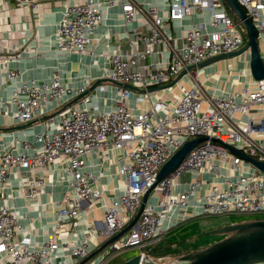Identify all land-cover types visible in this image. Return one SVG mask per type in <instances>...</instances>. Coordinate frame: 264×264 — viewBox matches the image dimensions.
<instances>
[{
	"label": "built area",
	"instance_id": "2783aa9c",
	"mask_svg": "<svg viewBox=\"0 0 264 264\" xmlns=\"http://www.w3.org/2000/svg\"><path fill=\"white\" fill-rule=\"evenodd\" d=\"M238 1L256 27L264 58V0ZM116 5L122 8L120 25L128 29L137 21L136 31L126 34L127 50L120 45L112 51L107 43L109 66L99 81L88 76L84 84L72 85L56 72L49 82L24 81L12 90L9 103L16 106L13 117L21 131L28 123L44 122L54 101L62 111L47 120L51 130L24 132L21 150L15 136L11 145L0 143V264H79L96 239L103 244L130 224L148 191L135 223L86 264H107L128 249L160 242L186 216L199 189L206 188L201 199L208 215L264 213V169L232 149L264 163V79L253 76L242 89L216 95L198 67L188 69L241 48L243 22L225 0H65L57 53L92 54L91 46L101 40L99 27ZM185 20L186 29L174 34L171 27ZM17 51L0 53L8 79L19 75L8 67L19 58ZM105 82L116 85L111 97L104 96ZM96 83L95 98L89 91ZM104 99L110 102L102 105ZM29 135L38 143L33 152ZM203 136L159 180L163 165L187 141ZM103 163L106 173L115 169L122 177L115 187L120 194L107 195L99 184L105 173L95 168ZM184 173L191 179L180 191ZM45 194L49 203L40 198ZM18 196L24 205L14 202ZM48 204L54 223L38 241L30 233L33 221L28 225L25 219L36 222L32 209ZM98 205L103 215L89 217Z\"/></svg>",
	"mask_w": 264,
	"mask_h": 264
},
{
	"label": "crops",
	"instance_id": "0c3cea01",
	"mask_svg": "<svg viewBox=\"0 0 264 264\" xmlns=\"http://www.w3.org/2000/svg\"><path fill=\"white\" fill-rule=\"evenodd\" d=\"M64 1L0 0V53L18 50L17 55L19 57L11 60L8 64L9 68L19 72L15 79H8L6 68L0 64V143L4 145H11L15 136L16 139H19L18 147L21 150V141L26 138L24 132L32 133L51 130L52 126L47 123V120L53 116L58 117L62 111L60 103L54 101L47 108L48 110L43 118L44 122L37 120L28 123L22 127L24 131H21V127L15 123L13 117V111L16 106L11 102L9 103L12 90L16 85H20L24 81L31 82L33 80L38 84H43L51 81L56 72L59 73L64 83L72 85L84 84L88 76L99 81L105 73V68L109 66V60L105 56L107 43L112 51L119 49L120 45L125 46L127 50L128 40L126 41L125 39L126 34L133 35L136 31L137 21L131 23L128 29L120 25L122 8L120 5H116L110 9L104 23L99 27L98 37L101 40L99 42L95 41L91 46V49H93L92 54H59L57 53L56 35ZM195 20H199V17H196ZM189 22L185 20L182 26H172V32L181 35ZM199 69L200 79L205 82L210 92L216 95L229 90H240L253 80L250 68V54L246 52L239 56L219 60ZM183 81L187 82L185 79ZM107 84H109V87L104 92V96L111 97L116 93V85L109 82ZM187 84L189 85L190 82H187ZM89 92L95 98L100 93L96 86ZM26 98V95L23 94L22 99ZM105 100H101L100 103L106 105L110 102L108 99ZM27 138L32 142L33 147L30 148V152H33V148L37 147L38 143L32 135L27 136ZM96 159L101 161L98 157ZM105 167L106 163H103V167L95 168L96 171H104L105 173L102 179L99 180V184L105 186L107 195L115 196L120 194V191L115 189V187L121 182L122 177L114 174L115 169H113L111 174L109 172L106 173ZM190 179V174H183L180 179L181 185L178 187L180 191L187 188L186 183ZM63 190V187H61L56 197L59 198ZM205 192L206 188L198 190L197 197L191 201L186 216L177 219L175 225L166 232L161 242V246L167 247L171 252L166 257H172L175 260L183 254L199 249L200 247H197L196 244L191 247L185 246V243L203 234H212L207 231L223 226V224H219V219L216 221L209 219L212 215H208L203 211L201 197ZM40 198L42 201H48L49 203L47 194L41 195ZM156 200L157 198L154 195L149 197L151 202ZM14 202L18 205L25 204V200L21 196L14 199ZM51 212V204H48L47 207L38 205L37 209L33 208L31 211V217H37L35 219L36 222L32 219H25V223L28 225L31 224L30 221L34 223L31 226L30 233L35 240L42 241L51 231L54 223ZM88 214L89 217L94 215L100 218L103 215L101 206L98 205L89 210ZM44 227L49 228L44 229ZM102 242L103 238L96 239L93 243L94 250L98 249ZM208 245L209 243L203 247ZM189 247L191 248L189 249ZM124 261H126L125 258Z\"/></svg>",
	"mask_w": 264,
	"mask_h": 264
},
{
	"label": "water",
	"instance_id": "95a60500",
	"mask_svg": "<svg viewBox=\"0 0 264 264\" xmlns=\"http://www.w3.org/2000/svg\"><path fill=\"white\" fill-rule=\"evenodd\" d=\"M229 6L231 13L240 21L243 22L247 40L245 44L230 53L220 54L200 62L198 65H191L188 69L215 63L230 57L239 56L245 52L250 53V68L253 76L256 79H264V58L260 51V42L257 39V30L253 22L246 14L244 8L238 0H225ZM187 69L183 70L178 77L186 73ZM98 83V82H97ZM96 83V84H97ZM94 84L92 88L96 86ZM77 100V99H75ZM207 137H200L187 141L161 168L158 174L159 180L167 177L184 159L189 151L200 141ZM235 152L241 154L245 158L250 159L253 163L264 169V163L247 157L241 151L232 148ZM150 191L143 197V205L138 211L135 218L122 231L107 239L98 249L94 250L89 256L83 259L79 264L88 263L93 257L99 254L111 242L126 232L140 216L145 202L148 199ZM208 233H229L225 238L204 248H199L183 254L170 262H161L153 259L150 255H137L129 258L122 264H264V219H255L242 222H236L224 225L222 227L207 231Z\"/></svg>",
	"mask_w": 264,
	"mask_h": 264
},
{
	"label": "rangeland",
	"instance_id": "374dc122",
	"mask_svg": "<svg viewBox=\"0 0 264 264\" xmlns=\"http://www.w3.org/2000/svg\"><path fill=\"white\" fill-rule=\"evenodd\" d=\"M231 15L234 16L232 13H231ZM241 29H242V31L244 33V36H245V39H246L247 38V33L245 31L244 25L241 26ZM209 219H212V220H215V221L219 219V224H223V226H224V225L231 224V223H236V222L255 220V219H264V213H261V214H235V213H231V214H226L224 216L223 215L222 216H213L212 215L211 217H209ZM217 228H219V227H217ZM228 235H229V233L203 234V235H201L200 237H198L196 239H190L188 243H185V246H191L192 247L194 244H196L197 247L201 248V247L207 245L208 243H209V245H211V244H213V243L225 238ZM155 245H157V243L153 244L152 246L146 247V248H141V249H139V248H131V249H128L125 252H123L122 254L120 253V254L116 255L107 264H121V263L124 262V258L126 260H128L129 258L137 255L140 251L145 252L146 255H149V253L151 252L150 248L152 247L154 249L156 247ZM191 247H189V249ZM171 260H174V259L172 257L171 258L163 257V260L159 259L158 261L170 262Z\"/></svg>",
	"mask_w": 264,
	"mask_h": 264
},
{
	"label": "trees",
	"instance_id": "16d2710c",
	"mask_svg": "<svg viewBox=\"0 0 264 264\" xmlns=\"http://www.w3.org/2000/svg\"><path fill=\"white\" fill-rule=\"evenodd\" d=\"M247 40V38H246ZM163 240V239H162ZM162 240L157 243V245H155L156 247L153 249L152 247L150 248L151 252L149 253V255L154 258L155 260H159L160 258L166 257L167 255H169L171 252L167 249V247H163L161 246V242ZM191 252V251H190ZM173 261V260H171ZM125 262V261H124ZM122 264V263H121Z\"/></svg>",
	"mask_w": 264,
	"mask_h": 264
},
{
	"label": "flooded vegetation",
	"instance_id": "af4514ba",
	"mask_svg": "<svg viewBox=\"0 0 264 264\" xmlns=\"http://www.w3.org/2000/svg\"><path fill=\"white\" fill-rule=\"evenodd\" d=\"M246 42V41H245Z\"/></svg>",
	"mask_w": 264,
	"mask_h": 264
}]
</instances>
